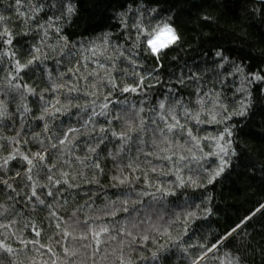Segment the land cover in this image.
<instances>
[{"label": "snow or ice", "instance_id": "1", "mask_svg": "<svg viewBox=\"0 0 264 264\" xmlns=\"http://www.w3.org/2000/svg\"><path fill=\"white\" fill-rule=\"evenodd\" d=\"M93 3L98 19L78 32L80 0H0V127L12 132L0 133V264H170L176 252L264 264V221L251 223L264 203L197 231L230 184L264 182L243 140L264 143V121L245 131L264 117V30L232 32L237 57L196 26L219 21L195 0L196 13L188 0ZM243 3L242 29L264 23V0Z\"/></svg>", "mask_w": 264, "mask_h": 264}, {"label": "trees", "instance_id": "2", "mask_svg": "<svg viewBox=\"0 0 264 264\" xmlns=\"http://www.w3.org/2000/svg\"><path fill=\"white\" fill-rule=\"evenodd\" d=\"M6 2L11 3V0H6ZM197 3H202L204 8L211 14H213L219 21L217 25H213L211 27L204 25L200 21H195L196 26L200 27L201 30L209 36L217 37L218 42L223 43L226 48H229L234 55L239 57L241 55V51L239 48L240 42L238 38L232 35V32H240L242 30H246L249 33H254L255 36L253 38H258L261 30H264V23L257 20L251 26H245L242 29L240 26L239 15H235L236 13H243L244 3L243 0L241 2H237V0H227V3L222 8H215L213 5L217 2V0H212L210 4L208 0H195ZM192 0H188L186 5L187 8L191 10L192 13H196L199 11L197 8L191 7ZM80 8L81 12V20L80 27L76 28V31L82 30L85 25H90L95 22L99 17V11L96 9L93 0H80ZM176 10L179 12V16L177 17V22L181 25L182 31H184L187 36L196 35L193 31V21L189 19V12L184 11L181 8V4L177 3ZM7 15H12L11 13H6ZM13 20L16 24H19L18 20ZM11 27V25H10ZM215 29V30H214ZM227 30V31H225ZM17 39H20L17 36ZM236 40L237 43L233 44L232 41ZM190 43L195 44L194 41H190ZM172 55H182L179 53H172ZM27 79V77H26ZM260 121H264V117L260 115V112H257V115L253 118V122L249 125V127L245 130L246 132H259L261 130ZM36 130H39L38 128ZM0 133L12 135V132L7 127H0ZM244 143L247 144L256 156L259 159H264V143L261 142V138L257 135H246L243 137ZM32 151H36V147L34 145L31 146ZM5 150H7V146H5ZM227 194L221 200H218L216 203L218 204L219 211L215 216L209 218L208 223H205L202 228H198L197 231L201 234L206 235H214L217 232H223L227 228H229L234 222H238L241 217L246 215L250 210L256 207L257 202L264 203V182L259 179L252 178H243L238 180L235 184H230L229 188L225 190ZM3 197L0 196V199ZM43 216L42 212H38L36 214L35 219L37 223H39L41 217ZM264 221V217H261L257 214V217L251 222L252 225H258L260 222ZM198 225L200 222H197ZM45 230L42 233V239L46 240L50 235V230L46 225H40ZM251 227V226H250ZM32 255V253H29ZM19 260L22 264H26L24 254L19 256ZM256 264H260V257H255ZM7 264V262H6ZM170 264H184V261L181 258V254L176 252L171 259Z\"/></svg>", "mask_w": 264, "mask_h": 264}]
</instances>
